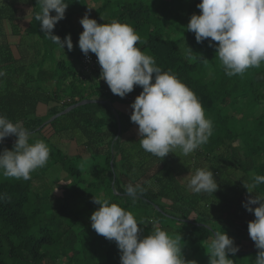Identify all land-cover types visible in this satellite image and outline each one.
Returning <instances> with one entry per match:
<instances>
[{"label":"trees","instance_id":"16d2710c","mask_svg":"<svg viewBox=\"0 0 264 264\" xmlns=\"http://www.w3.org/2000/svg\"><path fill=\"white\" fill-rule=\"evenodd\" d=\"M94 1L98 8L93 19L98 24L116 19L137 28L139 36L145 26L149 27L147 39L140 36L146 43H138L137 47L142 51L149 49L158 67L170 70L196 94L206 117L212 121L213 134L187 161L176 157L178 150L163 159L144 151L139 145L141 137H125L136 125L130 120L132 109L125 112L119 108V105L130 106L142 88L134 86L133 92L120 98L100 79V67L92 74L84 69L85 55L78 46L83 28L76 26L75 19L89 10L90 0H65L68 4L65 18L53 29V34L62 41L71 34V51L66 45L62 50L44 37L40 22L34 19L40 11L37 0H0V69L6 72L0 78V114L28 129L30 143L44 140L51 149L46 166L32 172L29 180L4 178L0 174V264H58L59 261L72 264L78 260L81 250L92 258L105 252L103 256L110 259V264H120L116 243L91 228L90 217L99 207L93 203L94 197L109 199L131 211L137 221L143 220L144 224L138 227L143 228L144 235L151 233L154 227L173 236L180 235L184 245L182 254L186 260H191L186 258L187 253L198 258L206 241L207 246L210 242L211 230L206 226L209 220L219 216L231 228L238 227V232H248V222L255 217L248 212L249 219L244 221L243 200L255 193L264 196V184L249 194L234 178L236 172H241L251 183L253 177L264 175L263 155L256 147L264 136H256L253 149L250 139L246 137L243 141L233 127L243 111L238 108L241 99L259 106L264 103V70L255 77L259 84L257 89L263 92L235 94L240 84H233L234 79L225 74L216 57L217 42H213V47L208 46V40L197 43L195 34L190 31L178 40L168 38L162 29L165 17L151 13L150 0L121 6L116 15L107 12L113 0ZM21 5L33 8V17L27 27L17 18ZM5 22L10 23L12 35L21 38L20 57H16L8 40ZM188 47L194 53L191 58ZM250 84L254 89L255 83ZM86 99L105 103L87 104L46 123ZM43 105L50 106L45 119L39 113ZM263 117L264 114L258 119ZM119 120L122 124L120 136ZM15 140L16 137L6 138L0 143V152L5 148L12 150ZM70 143L77 145L76 155H69L62 148ZM84 159H90L87 166H82ZM203 162H208L218 183V191L214 194L189 192L179 181V176L205 167ZM63 173L67 174V184L61 185ZM137 182L145 192L134 200L127 194L126 186ZM57 188L63 189V196L54 201L51 195ZM202 203L206 208L201 211ZM32 204H36L35 209L28 212ZM197 216L203 219L198 220ZM236 219H243V222H236ZM82 223L84 225L79 228ZM76 226L79 234L75 232ZM222 231L229 233L227 228ZM77 246L81 250H76ZM253 254L249 256L254 257ZM239 256L229 254L228 258L238 264Z\"/></svg>","mask_w":264,"mask_h":264},{"label":"clouds","instance_id":"9594fccd","mask_svg":"<svg viewBox=\"0 0 264 264\" xmlns=\"http://www.w3.org/2000/svg\"><path fill=\"white\" fill-rule=\"evenodd\" d=\"M37 2L40 11L34 19L40 22L44 37L62 50L66 45L71 51V34L63 41L53 34L56 24L65 18L68 4L65 0ZM197 8L200 14L190 17L187 31L195 34L197 43L208 40V46L213 47V42H217L216 57L228 77L243 76L249 68H260L264 63V0H201ZM79 23L83 28L79 49L85 57L95 54L101 68L100 79L111 93L124 98L133 92L134 86L142 88L130 105V120L138 125L139 145L144 151L161 159L176 149L188 156L208 142L213 124L198 97L174 73L162 70L151 55L137 47L146 41H141L131 25L116 19L98 24L87 13ZM193 54L188 47L189 57ZM5 75V70L0 69V78ZM30 136L20 122L14 123L0 114V143L16 137L12 150L5 148L0 152V174L4 178L29 180L32 172L46 166L51 152L49 145L44 140L30 143ZM185 180L187 190L192 193L218 191L214 173L208 167L197 168L181 179ZM242 183L249 194L254 193L258 185L264 184V175L253 177L251 183ZM126 192L135 200L144 194L145 188L138 182L129 183ZM93 203L99 207L90 217L91 228L116 243L120 264H197L196 260L183 256L180 235L173 236L160 227L144 235L143 228L138 227L144 221H137L131 211L106 198L94 197ZM242 206L255 217L247 225L249 237L258 250L254 264H264V196L249 195ZM209 239V264H234L228 258L239 251L234 239L225 231L213 233Z\"/></svg>","mask_w":264,"mask_h":264},{"label":"rangeland","instance_id":"374dc122","mask_svg":"<svg viewBox=\"0 0 264 264\" xmlns=\"http://www.w3.org/2000/svg\"><path fill=\"white\" fill-rule=\"evenodd\" d=\"M144 2H146V0H142ZM94 0H90V6H89V10H87L86 12H84L83 14H79L76 19H75V24L78 28H82V25L79 23L80 19H82L84 17V15L87 13L89 14V18L93 19L96 17V9L98 7V5ZM135 2H141V0H113V4L109 7L108 9V13H110L111 15H116L119 11H121V6L127 5V4H132ZM201 2V0H150L149 5L151 7V10L153 13V15L157 16L159 14V12H168L166 15L163 16V21H164V26H162L163 31L165 32L166 36L172 40H177L179 38H182L184 36V33L187 31V25L189 23L190 17L193 14H200V10L197 8V5ZM148 3V2H147ZM103 4V2H102ZM159 8V12L157 14V9ZM172 11V13L170 12ZM101 23V22H99ZM134 30L137 32L138 29L134 28ZM152 30V29H151ZM149 32L150 29L148 26H145L141 31H140V36L142 39L146 40L147 37L149 36ZM144 52H146V54L150 55V50L149 49H145ZM85 69V67H84ZM264 70V63L261 64L260 68H249L245 74L243 76L237 75V76H233L232 78L234 80L233 84H237L239 83L240 86L237 87L234 92L235 94L241 95V94H248V93H258L260 91L263 92V90H259L257 89V84L256 83V75L258 73H260V71ZM236 79V80H235ZM239 79V80H238ZM253 79V80H251ZM103 82V81H102ZM251 82L255 83V88L253 89V86L250 84ZM105 83L106 87H108V85ZM238 85V84H237ZM236 97V96H234ZM255 105V106H254ZM239 110L242 111L239 113V120L236 121L234 123V128L236 129V131L241 135V139L244 141L246 137H248V140L251 142L250 147H253L254 144H256L257 140L255 139L256 136L258 134H262L264 136V117L260 120L258 119V117H260L262 114H264V103L262 105H256V103L252 102L251 100H247V99H241L240 104L238 105ZM50 108V106L47 105H43L42 106V110L40 112V114H43V111H46ZM130 109V107H129ZM261 114V115H260ZM42 119L46 118V115H41ZM138 125H136L133 128L132 133H128L125 137H129L130 135H134V136H139L138 135ZM37 135V134H35ZM38 137V136H37ZM64 142H63V146H64ZM255 147V146H254ZM253 147V149H254ZM258 151L261 152V154L263 155V159L262 162H264V137L262 138V142L258 145H256ZM71 151L69 152L70 154L74 153V148L70 149ZM178 150V151H177ZM176 157H178L179 159H181V161H187L190 160L191 155L188 156H184L179 149H176ZM90 159H84V163L82 164L87 166L88 165V161ZM202 164H204L205 167H208L209 164L208 162H203ZM81 166V167H82ZM195 172V171H194ZM192 172V173H194ZM190 173V174H192ZM189 174H183L181 176H179V181L183 184L186 185L187 181H181V179L186 178ZM67 174L63 173L62 174V178L63 180L61 182H59V184L64 185L66 183V178ZM234 178L235 180H237L241 186L243 187V183H250L249 180H246L244 174H242L241 172H236L234 174ZM38 189V188H36ZM35 189V190H36ZM40 189V188H39ZM246 189V188H245ZM187 190V189H186ZM247 190V189H246ZM42 191V189H41ZM188 191V190H187ZM254 191H256L254 189ZM190 192V191H189ZM116 193V192H115ZM255 193V192H254ZM258 194V193H255ZM63 196V189L61 188H57V191L54 192L51 197L54 201H56L57 197H62ZM34 197V196H33ZM244 202L246 201V198L243 200ZM36 204H32L30 207L27 208V211L30 212L32 210L35 209ZM253 207H256L255 205ZM205 204H200V210H204ZM245 211V208L243 209ZM242 212V215L244 214L243 218L244 221H247L249 219V214H247L248 212ZM195 216V214H194ZM194 218V217H192ZM198 220H202L203 218H200L199 216H197ZM226 220V219H225ZM204 221V220H203ZM229 221V220H228ZM243 222V219H236V222ZM190 222H193V220H190ZM204 222H208V221H204ZM84 224H80L78 227H82ZM239 225V224H238ZM210 228L211 233L209 234L211 238L213 236V233L216 232H220L223 233L222 228H227V231L229 233H227L229 235L230 238L234 239V244L235 246H237L239 248V251L235 254H240L241 256H239L237 258L238 260V264H254V261L256 259L257 256V252L258 250L255 248L254 242L250 239L248 232H238L236 230V228L238 227H232L229 224L223 223L222 220L219 219V216L215 217L213 220H209V225H206ZM76 226L75 227V232H77L78 234L79 229ZM230 229V230H229ZM65 237H68V235H66ZM206 245L204 246V249H207L204 251L200 250L199 251V255L200 257L196 258L194 255L191 257L189 255V253H187L186 258H191V260H196L197 264H209V256H208V246H207V241L205 243ZM76 250H81L80 246L76 247ZM81 254L78 255V260L74 261L72 264H110V259H108L107 256H103L105 255V252L103 253V255H98V257H91V256H86L84 255V251H80ZM256 252V253H255ZM253 254L254 257L249 256L250 254ZM62 260V259H60ZM59 261L58 264H71L67 262V261Z\"/></svg>","mask_w":264,"mask_h":264},{"label":"crops","instance_id":"0c3cea01","mask_svg":"<svg viewBox=\"0 0 264 264\" xmlns=\"http://www.w3.org/2000/svg\"><path fill=\"white\" fill-rule=\"evenodd\" d=\"M98 8V7H97ZM32 9V10H31ZM31 10V12L27 15L28 11ZM169 12V11H168ZM172 13V11H170ZM163 13L162 12H159L158 14V17L160 18H163ZM33 17V8H31L29 5H21L19 6L18 8V12H17V18L20 20L21 22V25L23 27H27L28 26V23L31 21ZM4 29L6 31V34L8 36V40L9 42L12 44V49L16 55V57H20V51H19V42L21 40L20 37H14L12 35V27L10 25L9 22H5V25H4ZM153 29V28H152ZM180 39V38H179ZM178 40V39H177ZM92 54V53H90ZM93 55V54H92ZM94 56V55H93ZM130 106H120L119 105V108L125 112H130L131 111V107L129 109ZM42 110V106H40V112ZM39 112V113H40ZM47 112L48 110L46 111H43V114L42 115H47ZM41 115V114H40ZM136 126V125H135ZM134 126V127H135ZM138 127V126H137ZM133 131V130H132ZM132 133V132H130ZM127 135V134H126ZM134 135H130L129 137H127V139L133 137ZM136 137H140V136H136ZM69 155H76L77 154V150H78V147L75 143H70L68 146H65V147H62ZM74 148V153L70 154L69 152L71 151L70 149ZM113 186H114V183H113Z\"/></svg>","mask_w":264,"mask_h":264},{"label":"water","instance_id":"95a60500","mask_svg":"<svg viewBox=\"0 0 264 264\" xmlns=\"http://www.w3.org/2000/svg\"><path fill=\"white\" fill-rule=\"evenodd\" d=\"M99 102H101V103H105V101H100V100H97V99H86V100H84V101H82V102H80V103H77V104H75V105H73V106H70V107L66 108V109H65L64 111H62L61 113H59V114H57V115L51 117V119H49L46 123H50V122L56 120L57 118L61 117L62 115L71 112L72 110H74V109H76V108H79V107L85 106V105H87V104L99 103ZM109 104H110V102H109ZM111 105H112V104H111ZM113 110H114L115 114L117 115V117H118V119H119V116H118V114H117V111H116V109H115L114 107H113ZM121 134H122V124H121V121L119 120V136H120ZM117 138H118V137H117Z\"/></svg>","mask_w":264,"mask_h":264},{"label":"built area","instance_id":"2783aa9c","mask_svg":"<svg viewBox=\"0 0 264 264\" xmlns=\"http://www.w3.org/2000/svg\"><path fill=\"white\" fill-rule=\"evenodd\" d=\"M84 67L88 74H92L94 71H96V69L100 67L97 62V57L89 53L88 57L84 58Z\"/></svg>","mask_w":264,"mask_h":264}]
</instances>
